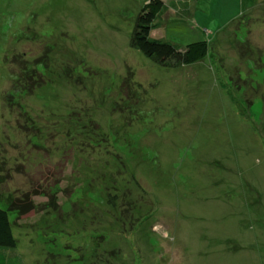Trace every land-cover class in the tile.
I'll return each mask as SVG.
<instances>
[{
	"label": "rangeland",
	"instance_id": "rangeland-1",
	"mask_svg": "<svg viewBox=\"0 0 264 264\" xmlns=\"http://www.w3.org/2000/svg\"><path fill=\"white\" fill-rule=\"evenodd\" d=\"M163 1L152 36L207 40L203 61L131 47L150 0H0L1 184L34 205L11 215L27 264H264V0Z\"/></svg>",
	"mask_w": 264,
	"mask_h": 264
},
{
	"label": "trees",
	"instance_id": "trees-1",
	"mask_svg": "<svg viewBox=\"0 0 264 264\" xmlns=\"http://www.w3.org/2000/svg\"><path fill=\"white\" fill-rule=\"evenodd\" d=\"M199 1V0H195ZM163 0H150L140 12L131 37V47L143 56L164 68L191 66L203 61L209 55L207 40L192 42L186 46L174 44L165 39L154 38L157 20L165 11ZM2 167L0 168V264H27L18 250L11 215H25L34 210L28 195L18 199L12 193H5L1 184ZM138 184H140L137 181ZM114 200L115 196L110 195ZM111 203H116L111 201Z\"/></svg>",
	"mask_w": 264,
	"mask_h": 264
},
{
	"label": "crops",
	"instance_id": "crops-1",
	"mask_svg": "<svg viewBox=\"0 0 264 264\" xmlns=\"http://www.w3.org/2000/svg\"><path fill=\"white\" fill-rule=\"evenodd\" d=\"M247 247H253L254 245L246 244Z\"/></svg>",
	"mask_w": 264,
	"mask_h": 264
}]
</instances>
